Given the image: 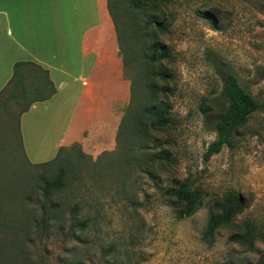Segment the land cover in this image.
Masks as SVG:
<instances>
[{
	"label": "rangeland",
	"instance_id": "374dc122",
	"mask_svg": "<svg viewBox=\"0 0 264 264\" xmlns=\"http://www.w3.org/2000/svg\"><path fill=\"white\" fill-rule=\"evenodd\" d=\"M127 2L134 7L127 19L130 48L122 41L121 51L132 86L123 114L136 124L133 114L150 100L154 81L157 96L169 106L167 125L155 134L160 162L152 176L133 169L115 141L110 171H96L82 159L73 182L50 197L42 189L47 167L29 163L22 149L18 110L25 102L1 96L0 264H257L263 241L248 247L229 237L264 224V1ZM153 38L167 58L147 60ZM227 72L261 106L236 128L232 148L224 146L205 161L215 123L227 107ZM29 85L35 88L33 81ZM203 98L211 105L207 112L200 109ZM69 153L80 159L76 148ZM186 177L201 200L180 219L164 190ZM229 193L240 194L245 207L206 240V222ZM79 200L102 215L84 230L71 228L69 204Z\"/></svg>",
	"mask_w": 264,
	"mask_h": 264
},
{
	"label": "crops",
	"instance_id": "0c3cea01",
	"mask_svg": "<svg viewBox=\"0 0 264 264\" xmlns=\"http://www.w3.org/2000/svg\"><path fill=\"white\" fill-rule=\"evenodd\" d=\"M18 61L39 64L54 88L19 115L29 163L72 144L92 158L113 149L131 80L107 0H0V91Z\"/></svg>",
	"mask_w": 264,
	"mask_h": 264
},
{
	"label": "trees",
	"instance_id": "16d2710c",
	"mask_svg": "<svg viewBox=\"0 0 264 264\" xmlns=\"http://www.w3.org/2000/svg\"><path fill=\"white\" fill-rule=\"evenodd\" d=\"M145 2L155 5L159 0H145ZM107 8L115 26L119 53L124 63L121 44L122 41H125L127 42V48H130L128 45L130 25L127 24V19L133 14L134 7L127 0H107ZM155 24L160 29L164 27L159 21H156ZM148 48L149 54L147 60L155 61L168 57V51L157 38H153ZM160 73L158 72V74ZM30 81L39 85H36L31 90L33 88L32 85L28 86ZM150 85L155 91L151 92L150 100L143 104L140 112L137 115L133 114V120L136 124L133 123L131 126L130 123L126 122L128 113L125 111L118 125L115 141L117 146L122 149L126 161L134 165V168L131 166L133 169H138L140 172L152 176L154 165L156 162H160V155L155 151L159 142L155 138V134L165 129L168 122L166 113L169 106L157 96L156 83L153 81ZM27 88L30 90L28 93L26 92ZM223 92L227 98V107L221 112L219 119L215 123L216 137L208 143L203 153L205 161L213 154L219 152L224 146L232 148L235 145L234 132L236 128L243 124L261 106L257 98L239 84L236 75L232 72H227L224 76ZM53 93L54 88L48 77L47 70L33 61H18L13 65L12 77L0 91V97H5L6 94L9 95L8 97L12 101L18 100L16 103H19L20 100L23 103L25 102L19 107L18 113L20 115L27 111L33 101L46 99ZM161 93L163 95L161 97H165V92L162 91ZM24 94L26 95L24 96ZM200 109L203 112L211 109V105L206 101V98L202 99ZM72 148L77 149L80 159L75 160L69 153ZM113 154V151L105 150L93 159L82 151L79 144H72L70 146L59 147L52 159L34 165L47 167V173L41 178L43 183L42 189L46 195L51 197L64 190L73 182L77 164L82 159L90 162L96 171L107 173L111 170V155ZM163 157L166 156L164 155ZM164 195L168 203L175 208L176 215L180 219L190 216L200 206L201 191L189 186L188 177L178 184L165 189ZM69 205L73 215L71 228L87 229L96 225L102 216L98 209L91 210V207H93L91 202L79 200ZM244 207V200L240 194H227L217 204L219 212L212 213L208 218L203 237L206 240H211L214 232L220 226L230 224L234 215L242 211ZM229 239L240 242L248 247H252L255 239L264 242V224L262 229L258 230L255 227H246L241 232L233 233ZM257 264H264V252L261 254Z\"/></svg>",
	"mask_w": 264,
	"mask_h": 264
}]
</instances>
